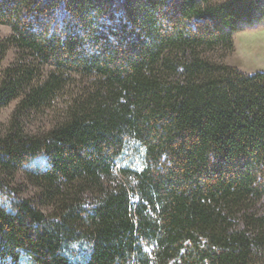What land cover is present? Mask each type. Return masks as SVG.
Returning <instances> with one entry per match:
<instances>
[{
  "label": "trees",
  "instance_id": "obj_1",
  "mask_svg": "<svg viewBox=\"0 0 264 264\" xmlns=\"http://www.w3.org/2000/svg\"><path fill=\"white\" fill-rule=\"evenodd\" d=\"M55 1L67 14L48 30L51 4L0 0V62L15 54L0 107L16 101L0 133V260L264 264V72L210 57L264 19V0H123L119 17L109 0ZM32 3L38 20L22 16ZM18 171L47 214L9 185Z\"/></svg>",
  "mask_w": 264,
  "mask_h": 264
},
{
  "label": "rangeland",
  "instance_id": "obj_2",
  "mask_svg": "<svg viewBox=\"0 0 264 264\" xmlns=\"http://www.w3.org/2000/svg\"><path fill=\"white\" fill-rule=\"evenodd\" d=\"M42 2L51 4L52 8L48 13L36 14L31 9L33 3ZM178 0H168V4ZM225 0H211V2L220 3ZM32 4L27 8H23L22 16L32 17L34 19H41L42 23L48 30H51L55 25L62 24L67 12L65 11L61 2L55 0H32ZM123 0H109L108 12L115 17H119L123 14L124 4ZM200 22L197 18L186 21L187 28L194 30L197 24ZM11 29L7 25L0 24V42L8 35H10ZM233 40V51L228 53L225 57H221L222 51L217 50L210 52V57L221 61L224 64L237 68L243 73H254L256 71L264 72V19L262 21L253 22V24L242 23L239 30L232 34ZM209 53V52H208ZM14 52L12 50L7 51L2 61L0 62V72L9 63L14 60ZM44 71H47V66L43 67ZM16 101L10 102L6 106L0 107V133L7 127L11 114L13 112ZM61 102L55 103L54 108L60 107ZM53 108V109H54ZM54 110H47L45 115L39 117H33L30 126L35 129L36 127L43 126L47 121L54 117ZM117 174V172H116ZM9 185L17 190L20 196L31 200L33 206L45 214L50 211V207L47 206L39 199L37 195V187L30 182V180L23 175L22 171H18L14 176L11 177ZM86 201L90 197H86ZM264 208V203L262 205ZM148 253L150 248H146ZM0 264H11L10 257H3L0 260Z\"/></svg>",
  "mask_w": 264,
  "mask_h": 264
}]
</instances>
